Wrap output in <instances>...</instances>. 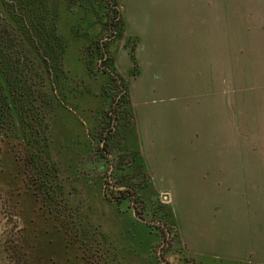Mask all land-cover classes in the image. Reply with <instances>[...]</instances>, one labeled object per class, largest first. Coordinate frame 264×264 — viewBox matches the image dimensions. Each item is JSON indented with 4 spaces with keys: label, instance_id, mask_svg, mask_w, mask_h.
<instances>
[{
    "label": "rangeland",
    "instance_id": "1",
    "mask_svg": "<svg viewBox=\"0 0 264 264\" xmlns=\"http://www.w3.org/2000/svg\"><path fill=\"white\" fill-rule=\"evenodd\" d=\"M122 1L45 0L38 12L57 25L49 44L39 29L15 55L22 106L0 115V264H230L198 259L181 240L175 173L162 171L176 35H146L144 19L130 26ZM239 37L244 55L263 59L264 35Z\"/></svg>",
    "mask_w": 264,
    "mask_h": 264
},
{
    "label": "crops",
    "instance_id": "2",
    "mask_svg": "<svg viewBox=\"0 0 264 264\" xmlns=\"http://www.w3.org/2000/svg\"><path fill=\"white\" fill-rule=\"evenodd\" d=\"M128 3L130 26L144 19L146 35H176L174 127L164 123L175 139L160 149L171 162L162 171L175 173L181 240L198 259L264 264V57L244 55L239 37L264 35V0Z\"/></svg>",
    "mask_w": 264,
    "mask_h": 264
},
{
    "label": "trees",
    "instance_id": "3",
    "mask_svg": "<svg viewBox=\"0 0 264 264\" xmlns=\"http://www.w3.org/2000/svg\"><path fill=\"white\" fill-rule=\"evenodd\" d=\"M45 2V0H0V115L6 116L8 114V118L10 114L13 116L14 109L16 110V114L14 116H19L18 107L20 109V105L14 101L13 98L16 96V83L18 80L17 77H20V75L24 72V66L22 65V61L17 63L15 60V55H17V52L20 53L21 56L24 57V51L23 49V43L29 44V42L33 41L36 35L39 34V29L41 30V42L45 46H47V43L49 44V35L47 34V31H51L52 29H55L56 22L51 25L47 24V18L45 15L41 12H38L40 6ZM31 9V11L29 9ZM24 9H27L29 11V14L27 13L25 18L21 15V13H25ZM51 9L54 12L53 7ZM20 10L21 13H20ZM118 14V10L116 11ZM20 13V16H19ZM22 16V17H21ZM23 18V20H22ZM10 28L11 34L7 33L6 28ZM28 30V31H27ZM35 35V36H34ZM8 36H11L12 45H9L10 40L8 39ZM49 38V39H48ZM14 41V42H13ZM35 42V41H34ZM18 43V45H17ZM14 44L16 45L14 47ZM30 49H33V45L29 44ZM16 48V49H15ZM46 49V48H45ZM48 49V48H47ZM49 59L51 58L52 52L49 51ZM51 52V53H50ZM47 58V57H45ZM43 60L44 65L47 64V60ZM46 67V65H45ZM47 71V68H45ZM3 77H8L9 80H11V90L6 86V84L3 81ZM18 92V91H17ZM9 94L12 96H9ZM125 98L127 99V94H125ZM16 99V97H15ZM22 106V105H21ZM26 148L29 149L28 152L32 153L33 144L26 141L25 143ZM28 145V146H27ZM38 172V171H37ZM45 175H47V172H44ZM43 175H40V180H42L43 185L45 186L46 179ZM42 174V173H41ZM38 175V173H37ZM44 188V187H43ZM44 189H42L43 191ZM137 214L142 216V212L137 209Z\"/></svg>",
    "mask_w": 264,
    "mask_h": 264
},
{
    "label": "water",
    "instance_id": "4",
    "mask_svg": "<svg viewBox=\"0 0 264 264\" xmlns=\"http://www.w3.org/2000/svg\"><path fill=\"white\" fill-rule=\"evenodd\" d=\"M137 218L141 219L139 216H137ZM141 220H143V219H141Z\"/></svg>",
    "mask_w": 264,
    "mask_h": 264
}]
</instances>
